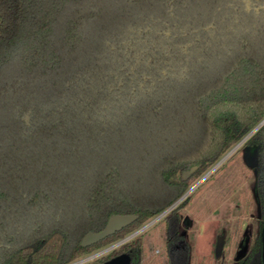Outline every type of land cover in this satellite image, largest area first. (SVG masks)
Segmentation results:
<instances>
[{
    "label": "trees",
    "instance_id": "trees-1",
    "mask_svg": "<svg viewBox=\"0 0 264 264\" xmlns=\"http://www.w3.org/2000/svg\"><path fill=\"white\" fill-rule=\"evenodd\" d=\"M263 119L264 0H0V264H66L171 206L162 256L117 253L190 264L183 196ZM245 145L262 217L235 264H262L264 122ZM114 214L137 218L81 245Z\"/></svg>",
    "mask_w": 264,
    "mask_h": 264
},
{
    "label": "rangeland",
    "instance_id": "rangeland-1",
    "mask_svg": "<svg viewBox=\"0 0 264 264\" xmlns=\"http://www.w3.org/2000/svg\"><path fill=\"white\" fill-rule=\"evenodd\" d=\"M26 115L28 124L32 123L30 114H24L22 118ZM43 142L44 139L35 138L29 141L34 145H22L20 150L35 158L38 151H48ZM15 150L19 151V148ZM21 158L27 159L23 154ZM257 163V148L240 140L217 163L191 181L183 196L187 197V202L180 209L182 233L191 248L190 264H235L247 252L262 217L254 167ZM39 166L41 164L30 167ZM163 229L164 215H161L145 221L125 238L132 241L138 237L145 256L154 259L166 250ZM112 243L107 242L90 251L88 259L93 260L89 261H99L97 251ZM157 264H165L164 259H157Z\"/></svg>",
    "mask_w": 264,
    "mask_h": 264
},
{
    "label": "water",
    "instance_id": "water-1",
    "mask_svg": "<svg viewBox=\"0 0 264 264\" xmlns=\"http://www.w3.org/2000/svg\"><path fill=\"white\" fill-rule=\"evenodd\" d=\"M263 122H264V119L258 124V126L261 125ZM258 126H256V128ZM255 129H253L251 132H249L242 139V141L245 140L247 137H249ZM196 169H197V166H192L189 170L185 171L184 172V178H187ZM176 203L177 202H175L174 204H176ZM171 207H169V208H171ZM169 208H167L165 211H167ZM136 218H137V215H135V214H114L108 219V221H107V223L103 229H101L99 231L87 232L81 241V245L82 246H89L91 244L99 242L100 240L104 239L105 237H107V236L115 233L116 231L121 230L123 227L131 224L133 221L136 220ZM262 238H263L262 264H264V228H263V237ZM129 263H130V256L127 253H122L118 256H115V257L105 261L102 264H129Z\"/></svg>",
    "mask_w": 264,
    "mask_h": 264
},
{
    "label": "flooded vegetation",
    "instance_id": "flooded-vegetation-1",
    "mask_svg": "<svg viewBox=\"0 0 264 264\" xmlns=\"http://www.w3.org/2000/svg\"><path fill=\"white\" fill-rule=\"evenodd\" d=\"M27 118H28V115L25 116V120L27 121ZM247 139V138H246ZM245 139V140H246ZM173 207L169 208L167 211H163L162 213H160L159 215L157 216H161V215H166L167 212H169ZM155 216V217H157ZM181 220H182V217H181ZM263 228H264V225H263ZM122 239V238H121ZM127 240H124L123 242H120V239L118 240H113V241H110V242H113L110 246H107V247H103L102 249L98 250L96 254H98V256H100V258L98 259L99 261H92L90 262L89 260H93V259H88L89 258V252L92 251H88V252H85L83 254H81L80 256H78L77 258H75L74 260L68 262V263H71V264H87V263H94V262H97L98 264H102L104 263L105 261L115 257V256H118L122 253H126V252H120V253H117L120 248H121V245L125 242H127ZM103 245L105 244H102L98 247H102ZM93 256V255H92ZM261 260H262V255H261ZM130 264V263H129Z\"/></svg>",
    "mask_w": 264,
    "mask_h": 264
},
{
    "label": "built area",
    "instance_id": "built-area-1",
    "mask_svg": "<svg viewBox=\"0 0 264 264\" xmlns=\"http://www.w3.org/2000/svg\"><path fill=\"white\" fill-rule=\"evenodd\" d=\"M126 237V236H125ZM122 238V239H120V242H123L124 240H127L126 238ZM66 264H71V263H66Z\"/></svg>",
    "mask_w": 264,
    "mask_h": 264
}]
</instances>
